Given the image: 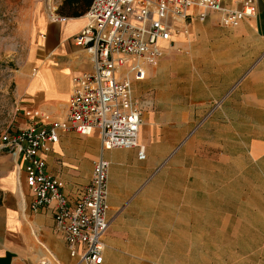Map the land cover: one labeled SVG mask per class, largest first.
Wrapping results in <instances>:
<instances>
[{
    "label": "crops",
    "instance_id": "obj_1",
    "mask_svg": "<svg viewBox=\"0 0 264 264\" xmlns=\"http://www.w3.org/2000/svg\"><path fill=\"white\" fill-rule=\"evenodd\" d=\"M63 1L51 0L55 15ZM253 1L255 16L235 28L214 13L174 22L157 65L132 81L144 160L137 149L103 150L95 130L61 133L44 155L71 201L90 182L93 162L109 163L102 264H194V249L202 264H264V0ZM51 15L45 8L35 19L41 42L15 79L25 127L27 111L63 118L72 78L92 66L73 44L85 14L60 22ZM5 181L18 209L1 219L0 264H76L52 210L31 211L29 191L17 178Z\"/></svg>",
    "mask_w": 264,
    "mask_h": 264
},
{
    "label": "built area",
    "instance_id": "obj_2",
    "mask_svg": "<svg viewBox=\"0 0 264 264\" xmlns=\"http://www.w3.org/2000/svg\"><path fill=\"white\" fill-rule=\"evenodd\" d=\"M93 0L85 13L86 24L73 44L91 59V70L72 78L71 96L63 118L52 120L38 111L23 113L28 124L0 139V151L19 164L32 200L29 209H50L53 227L76 264H102L104 237L109 228L107 188L109 163L93 162L90 182L76 192L73 201L63 193L61 182L46 171L44 155L61 133L85 135L97 131L103 150L137 149L141 110L131 96L132 81L145 78V68L156 66L162 43L170 40L173 23L191 17L203 22L209 13L219 25L235 28L254 17L253 0ZM51 8V20L60 22ZM222 101L216 102L210 112Z\"/></svg>",
    "mask_w": 264,
    "mask_h": 264
},
{
    "label": "rangeland",
    "instance_id": "obj_3",
    "mask_svg": "<svg viewBox=\"0 0 264 264\" xmlns=\"http://www.w3.org/2000/svg\"><path fill=\"white\" fill-rule=\"evenodd\" d=\"M52 8L51 0H0V139L7 133L24 128L19 102L15 97V79L26 63L28 51L36 43L35 19L45 8ZM18 179L23 195L28 193L23 184L19 164L6 152L0 151V241L6 234L3 215L14 214L18 209L16 198H11L9 185L5 180ZM13 189L15 185L12 182ZM15 193L14 191H11ZM194 264H202L201 249H194ZM211 259V257H209Z\"/></svg>",
    "mask_w": 264,
    "mask_h": 264
},
{
    "label": "trees",
    "instance_id": "obj_4",
    "mask_svg": "<svg viewBox=\"0 0 264 264\" xmlns=\"http://www.w3.org/2000/svg\"><path fill=\"white\" fill-rule=\"evenodd\" d=\"M93 0H64L56 11L60 18H77L84 15Z\"/></svg>",
    "mask_w": 264,
    "mask_h": 264
},
{
    "label": "bare ground",
    "instance_id": "obj_5",
    "mask_svg": "<svg viewBox=\"0 0 264 264\" xmlns=\"http://www.w3.org/2000/svg\"><path fill=\"white\" fill-rule=\"evenodd\" d=\"M17 182V181H16ZM13 184L15 185V188L17 187V185L15 184V181L13 182ZM18 191V190H17Z\"/></svg>",
    "mask_w": 264,
    "mask_h": 264
}]
</instances>
